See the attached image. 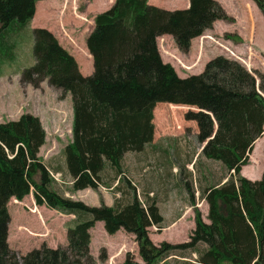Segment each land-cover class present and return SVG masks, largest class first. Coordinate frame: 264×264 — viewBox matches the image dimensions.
<instances>
[{"label": "trees", "instance_id": "16d2710c", "mask_svg": "<svg viewBox=\"0 0 264 264\" xmlns=\"http://www.w3.org/2000/svg\"><path fill=\"white\" fill-rule=\"evenodd\" d=\"M37 1L0 0V63L15 58L12 37L29 25ZM189 1L187 8L170 10L149 0H116L98 13L87 38L94 60L91 75L82 74L76 58L51 30L33 28L35 63L23 70L21 81L40 88L47 79L71 94L72 138L64 147V166L53 170L39 155L47 131L38 115L26 112L0 122V264H96L90 244L91 229L98 221L111 235L121 229L135 235L140 260L127 251L122 264H168L171 256L193 254L195 259H181L183 264H264V173L256 180L242 174L255 142L264 134V74L256 75L225 55L211 58L202 72L187 77L165 62L158 37L170 34L179 50L188 52L194 38L217 19L229 18L217 0ZM253 1L264 14V0ZM159 102L197 108L186 112L185 118L197 122V138L206 142L201 153L221 162L227 171L203 191L209 222L197 211L188 241L158 245L149 228L167 227L162 226L159 202L149 192L141 198L139 187L125 172L124 158L133 151L149 160ZM163 154L159 159L171 172L173 157ZM108 169L115 173L113 189L122 193L113 205H90L67 196L52 174L68 173L67 191L74 193L102 185L111 188L104 178ZM183 180L195 201L191 182ZM178 185L183 188L181 181ZM30 194L37 205L75 215L67 226V246L43 245L21 256L11 249L9 202Z\"/></svg>", "mask_w": 264, "mask_h": 264}, {"label": "rangeland", "instance_id": "374dc122", "mask_svg": "<svg viewBox=\"0 0 264 264\" xmlns=\"http://www.w3.org/2000/svg\"><path fill=\"white\" fill-rule=\"evenodd\" d=\"M184 1L163 0L162 2L165 5H171L176 2L182 8ZM231 2L234 8L237 9L232 11V14L226 11L229 18L217 19L220 22L213 24L210 33L201 35V39L197 40L188 52L175 49L177 45L172 42V48L175 53H171L165 49V39L159 40L158 46L163 60L167 61L169 57L170 62L178 69V72L184 74L180 73V75L186 77L191 74H197L196 70L202 65L205 66L209 59L216 55L224 54L239 60L254 74H264V51L258 43L253 41L254 31L251 33V38L253 39H247L248 35L242 34L239 32L240 29H238L244 23L247 30H249L250 21L253 20L256 25V34L264 46V14L257 16L254 10L253 12L250 11V14L247 10H243V4H239L236 1ZM83 8L84 4L80 3L79 9L82 10ZM33 28L28 25L23 29L22 33L19 32L22 37L20 34L12 37L16 42L14 49L15 58L8 59L9 62L0 63V122L18 119L26 112H33L38 115L47 131V140L41 147L39 155L48 167L53 169L57 165L64 166L65 164L64 147L72 138L71 116L73 106L71 107V103L73 104V100L70 93H68V95L70 94L69 101L67 93L51 86L47 79L42 82L40 88L21 81L23 70L35 63ZM225 28L227 32H223ZM198 47L200 52L196 55L195 51ZM257 80L259 81L258 76ZM170 104L169 102H159L154 110L155 142L148 146L149 160L146 161L144 159L145 155H137L133 151L127 152L124 158L125 172L136 183L140 184L141 190L139 191L142 199H145L146 195L143 193L148 188V185H151L150 183L154 185L149 187L154 189L150 196L156 197L159 206L163 209V212L160 210L163 216L165 215L162 226L169 225V222H178V224L169 228L159 226H151L149 228L151 239L158 245L163 241L171 243L188 241L195 228L197 211L201 213L203 220L209 222V206L203 198V191L208 185L216 183L221 175H226L227 171L221 162L208 159L201 152L199 155L197 154L204 144L197 138L199 132L197 122L186 120L185 118L186 112L191 109L197 110V108L188 105L182 108H173ZM168 105L169 107L171 106L170 113L166 109ZM164 140L173 149L171 153L173 157L172 166L173 168L177 167L178 173L176 174L166 170L168 168L167 163L164 159H159V154L160 156L164 155L159 148V143ZM187 151H191L194 154V162L188 165L190 169L186 167L185 163V159L188 157ZM145 154H147V151ZM178 156L182 159H175ZM250 159L253 163L251 162L250 165L244 166L242 173L252 177L257 172L258 177L256 179L262 178L264 173V135L255 144ZM114 176L115 173L111 169L106 170L104 174L105 183H111L113 185L111 188L102 185L96 190L90 189L89 191L78 192L77 196H74L72 192L67 191L71 177L68 173L63 172L60 175L62 181L58 182V188L62 192H66L67 196L83 200L90 205L98 206L103 202L113 205L115 198L122 196L119 190L113 189L117 185V182H113ZM185 177L192 184L195 201L191 200L185 188L183 182ZM180 181L183 184V188L178 185ZM167 187L168 189H166ZM27 199L24 205L28 208L23 207L20 212L16 211L17 205L20 203L16 201L17 199L13 198L9 203L8 208L10 213H12V237L15 234V229L18 228V221L22 220L35 228L44 227V225L49 226L53 223L58 231L55 234H49L47 230L30 232L31 236L38 241V245L33 249L40 248L43 245L51 246L50 243L60 242L63 244L67 242L68 227L66 221L71 219V216L47 207L46 216L48 218L46 219L44 214L34 205L33 194L28 195ZM189 202L191 204L192 202L195 203V206L193 205L191 209L187 207ZM29 204H31V208H29ZM91 232L92 243L90 251L95 258L96 264H122L127 251L133 252L135 257L140 260L139 247L134 234L122 229L111 235L105 230L104 223L101 221L92 228ZM11 241H14V239ZM15 241L18 242L17 240ZM59 246L63 245L58 244L56 247ZM200 246L203 248L204 244H200ZM21 249L24 250V248ZM193 255H188V258L174 255L169 258L167 263L183 264L184 261L181 259H195Z\"/></svg>", "mask_w": 264, "mask_h": 264}, {"label": "crops", "instance_id": "0c3cea01", "mask_svg": "<svg viewBox=\"0 0 264 264\" xmlns=\"http://www.w3.org/2000/svg\"><path fill=\"white\" fill-rule=\"evenodd\" d=\"M115 1L116 0H38L36 3V12H35L33 18L31 19L29 25L31 27H34V28L46 27L49 30H51L55 34V36L58 38L59 42L76 58L78 65H79V69L82 72V74L91 75L94 72V60H93V56L90 53L88 46H87V38L95 27V16L98 13H101V12L111 8L113 6V4L115 3ZM162 1L163 0H149V3L163 7V8H166V9H170V10L187 8L190 5L189 0L184 1V6L182 8L179 5H177L176 2H174L171 5H165V4H163ZM217 1H219L221 3V5L225 9V11H227L229 14H232V11L237 9V8H234L231 1H236L239 4H243L244 5L243 10H247V12L250 14H251V12H253V10H254L255 14H257V16H261V14H262L260 8L256 4V2H254L253 0H217ZM80 3L84 4V8L82 10L79 9ZM217 22H220V21L216 20L214 22V25ZM216 26H218V25H216ZM242 26H244V27H242ZM238 29H240L239 32H241L242 34L248 35V38L246 37L247 39H253V38H251V33L254 31L253 41L258 43L260 48L264 51V46L261 44L260 39L258 38V36L256 34V25H255V22L253 20L250 21L249 30H247V27L244 23H242V25ZM211 31H212V29L209 28L204 33L208 34ZM223 32H227L226 28L223 29ZM205 37H204V39H205ZM163 38L166 41L165 49L170 51L171 53H175L173 48H172V42L176 44L173 36L170 34H164V35L158 37V41L162 40ZM200 39H201L200 36L194 38L192 40L191 47H193L194 43ZM175 49L179 50L178 46ZM190 50H191V48H190ZM199 52H200V48L198 47L195 51L196 55H198ZM219 55H221V54H219ZM164 61H166V60H164ZM166 62H170L169 57H168V60ZM204 67L205 66L202 65L198 70H196L197 71L196 73L198 74V73L202 72ZM175 69L178 72V69L176 67H175ZM180 73L178 72L179 75H180ZM181 74L184 75L183 73H181ZM182 75H180V76L183 77ZM67 98L68 99L70 98V94L68 95V93H67ZM69 101H70V99H69ZM72 106H73V104L71 103V107ZM185 106H187V105H185ZM166 109H167V112L170 113L171 108L169 107V105L166 106ZM31 113H33V112H31ZM33 114H35V113H33ZM72 122H73V110H72V116H71V127H72ZM259 139H261V137L258 138V140ZM258 140L256 141V143L258 142ZM153 142H155V135H154V141ZM159 144H160V147H159L160 150H162L164 153H169V154L172 153L173 149L170 147V144L166 140L161 141ZM201 149H203V146L201 147ZM201 149H199V152L197 153L198 155L200 152H202ZM187 153H188V157H187V159H185V163H186V167L188 169H190V167H188V165H191L194 162V154L191 153V151H187ZM250 161L252 162V160H250ZM53 170H54V168H53ZM171 172L173 174L178 173L177 167L175 166V168H173V166H172ZM55 173H60V172H55ZM242 174H244V173H242ZM245 176L250 178V179H253V180H255L258 177L257 172L252 177H249L247 175H245ZM136 184L139 187V190H141L140 184H138V183H136ZM150 184L151 185H148V188L154 186L152 183H150ZM90 189H92V188H86L83 190H78V191L74 192L73 195L77 196L78 192L89 191ZM147 189H145V191H144L145 194L147 192H149L151 194L152 191L154 190L153 188H149L148 190ZM27 198H28V196H26L22 201H18L20 203L17 205L16 211L20 212V210H22L23 207H27L26 205H24V204H26L25 200H26V202L28 200ZM22 202H23V204H22ZM187 204H188L187 207H189V209H191L193 204H191L190 202ZM34 205H36L38 207L40 212H42L47 219L48 218V216H46V212L48 210L47 206L46 205H42V206L37 205L35 200H34ZM29 208H31V204H29ZM42 210H45V211H42ZM160 210H162V212H163V209L161 207H160ZM10 214L12 217V213H10ZM70 216H71V219H68V221H66L67 226L75 218V215H73V214H70ZM11 222H12V220L9 223L8 242H9L10 247L13 250H15L19 255L20 254L21 255L26 254V252L31 251V249H33L36 245H38V241H36V239L31 236L30 232H34V231H38V230H47V232H49V234H51V233L55 234L56 232H58L56 230V228L54 227L53 223L50 224L49 226L44 225V227L41 226V227L35 228V227H31L29 224L20 220V221H18V228L15 229V234L12 237ZM176 224H178V222H176V221L169 222V225H167V227L169 228L170 226H172V225L175 226ZM91 234H92V232H91ZM12 239H14V241H11ZM15 240H17L18 242H16ZM53 241H54V239H53ZM91 243H92V241H91ZM58 244H61L65 247L68 245V241L64 242L63 244L60 242L59 243H50V245L52 247H56V246H58ZM21 248H24V250H22Z\"/></svg>", "mask_w": 264, "mask_h": 264}, {"label": "built area", "instance_id": "2783aa9c", "mask_svg": "<svg viewBox=\"0 0 264 264\" xmlns=\"http://www.w3.org/2000/svg\"><path fill=\"white\" fill-rule=\"evenodd\" d=\"M58 179V175H54Z\"/></svg>", "mask_w": 264, "mask_h": 264}, {"label": "water", "instance_id": "95a60500", "mask_svg": "<svg viewBox=\"0 0 264 264\" xmlns=\"http://www.w3.org/2000/svg\"><path fill=\"white\" fill-rule=\"evenodd\" d=\"M205 144H206V142H205Z\"/></svg>", "mask_w": 264, "mask_h": 264}, {"label": "bare ground", "instance_id": "6f19581e", "mask_svg": "<svg viewBox=\"0 0 264 264\" xmlns=\"http://www.w3.org/2000/svg\"><path fill=\"white\" fill-rule=\"evenodd\" d=\"M17 201V200H16Z\"/></svg>", "mask_w": 264, "mask_h": 264}]
</instances>
